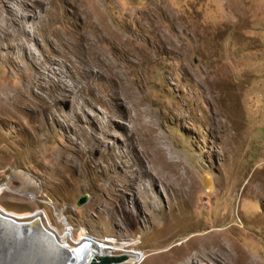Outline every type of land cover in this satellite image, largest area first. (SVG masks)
I'll use <instances>...</instances> for the list:
<instances>
[{
    "label": "rangeland",
    "instance_id": "rangeland-1",
    "mask_svg": "<svg viewBox=\"0 0 264 264\" xmlns=\"http://www.w3.org/2000/svg\"><path fill=\"white\" fill-rule=\"evenodd\" d=\"M0 20L6 212L124 242L119 264H264V0H0ZM2 222L0 264L66 261Z\"/></svg>",
    "mask_w": 264,
    "mask_h": 264
},
{
    "label": "bare ground",
    "instance_id": "bare-ground-1",
    "mask_svg": "<svg viewBox=\"0 0 264 264\" xmlns=\"http://www.w3.org/2000/svg\"><path fill=\"white\" fill-rule=\"evenodd\" d=\"M1 21V20H0ZM180 179V177H178ZM181 180V179H180ZM184 188V187H183ZM42 210V209H41ZM44 211V210H42ZM4 223L8 224V226H12V227H27V225L35 227L41 234H43L44 236L48 237L55 245L58 246V248L60 250H62L64 253H66V261L64 262V264H79L82 260H85L90 254L93 255L94 253L96 254H103L102 250L106 251V254L109 255H119V254H113L114 252L117 251V249H123L125 247H128V245H126L124 242L121 243H116V242H107L104 240H100V239H96V238H91V237H87L85 234L86 229H82V235L79 236L80 241L83 240V237L85 238L84 240L87 241V243L83 246L81 249L75 248L74 246H65V247H61L63 246L62 244H68L71 245V243L67 240L68 236H69V232L71 235H73L72 231L67 232V225H66V233L67 236H62L63 237V243H60L54 235H52L51 233L46 232L43 230V228L41 227L40 223L37 220H32L30 222L27 223H13L11 221H8L6 218H0ZM62 219V218H61ZM18 221V219H17ZM16 221V222H17ZM2 222V223H3ZM19 222V221H18ZM42 222V221H41ZM43 223V222H42ZM5 228V226H4ZM2 230V229H1ZM6 230V229H5ZM15 230V229H14ZM8 232V231H7ZM51 234V235H50ZM56 240V241H55ZM57 242V243H56ZM92 242V243H91ZM182 245V244H181ZM211 245V244H210ZM193 246V245H192ZM207 246V245H206ZM227 246H229L226 243H222L218 245V247H221L223 250L225 248H227ZM195 247V246H194ZM213 247H215V245H213ZM208 249V247H206ZM217 248V247H216ZM215 249V248H214ZM218 249V248H217ZM221 250V249H220ZM122 251V250H121ZM185 253V252H184ZM187 254V253H186ZM185 254V255H186ZM183 255V254H182ZM189 255V253H188ZM127 256V255H126ZM187 257V256H185ZM131 256L128 255L127 259H130ZM179 259H180V255H179ZM181 260V259H180ZM237 260V259H236ZM235 260V261H236ZM133 261V258L128 260L127 263H130ZM124 263H126V261H124ZM81 264V263H80ZM174 264V263H172Z\"/></svg>",
    "mask_w": 264,
    "mask_h": 264
},
{
    "label": "water",
    "instance_id": "water-1",
    "mask_svg": "<svg viewBox=\"0 0 264 264\" xmlns=\"http://www.w3.org/2000/svg\"><path fill=\"white\" fill-rule=\"evenodd\" d=\"M86 200H87V195H82L81 197H79V199L76 201L75 204L76 206H81L83 203L86 202ZM3 213L4 215L0 213V218H3V219L6 218L8 221H11L15 224L18 223L16 222L17 219L19 218L18 216L13 215L9 212H3ZM32 220H38V219L35 218ZM41 227L45 231V228L42 225ZM126 259H127V256L124 254L115 256V255L94 253L93 255L90 254L85 260H82L80 263L81 264H117V263H121L125 261Z\"/></svg>",
    "mask_w": 264,
    "mask_h": 264
},
{
    "label": "built area",
    "instance_id": "built-area-1",
    "mask_svg": "<svg viewBox=\"0 0 264 264\" xmlns=\"http://www.w3.org/2000/svg\"><path fill=\"white\" fill-rule=\"evenodd\" d=\"M38 215H45V212L42 211L41 209H39V214H38ZM53 223H54V224H58V225H60L61 230H62L64 236H67V233H66V225H67V223H63V222H62V219H60V221H53ZM139 257H142V255H139L137 258H139ZM132 258H134V257H131L130 259H132ZM137 258H136V259H137ZM130 259H126V260H125L126 263H127L128 260H130Z\"/></svg>",
    "mask_w": 264,
    "mask_h": 264
},
{
    "label": "clouds",
    "instance_id": "clouds-1",
    "mask_svg": "<svg viewBox=\"0 0 264 264\" xmlns=\"http://www.w3.org/2000/svg\"><path fill=\"white\" fill-rule=\"evenodd\" d=\"M3 212H6L1 206H0V213L3 215L4 213ZM35 215V214H34ZM20 218V217H19ZM18 218V219H19ZM35 218H37L38 220V222H40L41 224L40 225H42L44 228H45V230L47 231V232H49V230L46 228V226H45V223H42L41 221H40V219L35 215V216H33V219H35ZM50 233V232H49ZM51 235V234H50ZM56 241V240H55ZM57 243V242H56ZM63 246H61V247H65V246H68V244H62ZM106 254V253H105ZM109 255V254H108ZM122 255V254H121ZM125 255V254H124ZM115 256H117V255H115ZM122 263V262H121ZM123 263H124V261H123ZM117 264H119V263H117Z\"/></svg>",
    "mask_w": 264,
    "mask_h": 264
}]
</instances>
